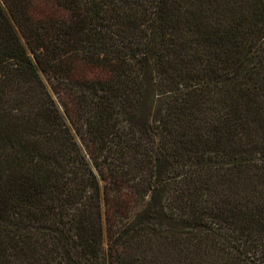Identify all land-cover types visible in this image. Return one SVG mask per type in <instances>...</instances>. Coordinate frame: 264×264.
I'll return each instance as SVG.
<instances>
[{"label":"trees","instance_id":"obj_1","mask_svg":"<svg viewBox=\"0 0 264 264\" xmlns=\"http://www.w3.org/2000/svg\"><path fill=\"white\" fill-rule=\"evenodd\" d=\"M0 264H264V0H0Z\"/></svg>","mask_w":264,"mask_h":264},{"label":"rangeland","instance_id":"obj_2","mask_svg":"<svg viewBox=\"0 0 264 264\" xmlns=\"http://www.w3.org/2000/svg\"><path fill=\"white\" fill-rule=\"evenodd\" d=\"M79 138V137H78ZM79 141H80V139H79Z\"/></svg>","mask_w":264,"mask_h":264}]
</instances>
